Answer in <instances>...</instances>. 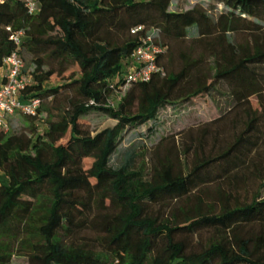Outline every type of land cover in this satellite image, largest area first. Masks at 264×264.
<instances>
[{"label": "trees", "instance_id": "1", "mask_svg": "<svg viewBox=\"0 0 264 264\" xmlns=\"http://www.w3.org/2000/svg\"><path fill=\"white\" fill-rule=\"evenodd\" d=\"M171 1L37 0L33 14L22 0L0 1V67L13 52L29 54L35 67L24 66L21 100L40 99L34 115L22 114L29 131L0 130V264H264V197H239L251 177L264 188V132L250 102L264 91V0L185 10H171ZM137 25L157 31L163 74L121 90ZM20 30L16 45L11 34ZM73 65L76 73L65 74ZM53 77L62 81L46 87ZM218 83L229 97L223 111L212 94ZM67 88L76 95L40 130L43 99ZM179 102L216 114L199 137L192 126L181 131L197 141L184 139L186 170L156 153L149 168L132 152L110 166L127 129L155 123L162 107ZM91 111L116 122L91 135L83 118ZM224 126L232 142L223 147ZM186 197L197 204L172 207Z\"/></svg>", "mask_w": 264, "mask_h": 264}, {"label": "rangeland", "instance_id": "2", "mask_svg": "<svg viewBox=\"0 0 264 264\" xmlns=\"http://www.w3.org/2000/svg\"><path fill=\"white\" fill-rule=\"evenodd\" d=\"M196 3H201L205 7L207 6V0H172L170 4L171 10H185L192 7ZM217 8H220L218 6ZM24 65L28 71L34 69V64L31 61V56L24 52ZM47 69V67H43ZM76 73V66L73 65L65 72V74ZM62 81L61 78L53 77L47 81L46 87H52ZM216 90H212L213 97L216 101L217 108L223 111L228 106L229 97L226 94L227 90L222 83L216 84ZM76 95L75 88H67L64 91L58 93L54 98H44L42 102V119H38L36 122L39 129L44 128L43 119L50 115L52 118L57 119L60 114L63 113L65 108L68 106V99ZM116 96L111 97V101H115ZM254 114L258 119V124L264 132V91L256 96L250 98ZM216 115V114H215ZM211 115H199V111L196 106L191 102L166 105L160 109L158 113L157 121L155 123H149L142 127L127 129L123 134L117 145V151L113 154L110 159V166L112 168H118L124 163L128 153H134V160L136 164H140L141 161L146 162V167L149 168L155 163V153L161 158H165L168 163L173 164L175 170H186L187 164L192 161L191 153L186 156H180V151L183 153L185 149L184 139L193 146L197 143L196 139H192L191 142L186 137V133L181 131L188 126H192L190 134L192 137H199L200 128L205 120L214 117ZM200 116V117H199ZM85 126L84 129L91 135L106 128L111 127L115 124L116 120L111 118L109 115L102 111H91L84 117ZM32 121L20 113H14L8 118V129L7 134L18 133L22 131H29ZM225 127V126H224ZM150 128L153 130L150 131ZM229 131H224L221 139V146H227L232 142V131L230 127H225ZM181 132V133H180ZM209 140V138L207 139ZM65 141V139L63 140ZM161 142L160 147L158 144ZM208 147L211 146V142H208ZM264 150V146H262ZM91 165V159L87 158L84 160V168L89 169ZM191 165V164H190ZM261 192V197H264V188H260V180L255 177L248 179L245 188H241L239 191V197L241 200L250 201L253 194ZM172 207L181 206L186 204V207L195 206L197 203L193 197L183 198L181 200H173L170 202ZM153 210H158V205H153ZM169 210V209H168ZM164 214H167V210H161ZM11 264H26V258L24 257H13Z\"/></svg>", "mask_w": 264, "mask_h": 264}, {"label": "built area", "instance_id": "3", "mask_svg": "<svg viewBox=\"0 0 264 264\" xmlns=\"http://www.w3.org/2000/svg\"><path fill=\"white\" fill-rule=\"evenodd\" d=\"M1 1V0H0ZM24 1L28 12L38 11L37 0ZM143 32V34H142ZM157 31L146 29L143 25L133 26L130 34L136 40V46L128 57L123 73L121 90H125L131 83L149 81L157 73L163 74L162 67L157 63V56L163 52V47L156 41ZM16 45L24 38L22 30L11 34ZM24 60L15 52L6 56L0 67V130L7 131L8 118L14 113L34 115L40 106V99L36 96L22 98V90L30 81V76L24 71Z\"/></svg>", "mask_w": 264, "mask_h": 264}]
</instances>
